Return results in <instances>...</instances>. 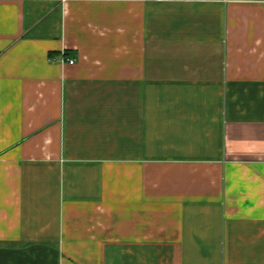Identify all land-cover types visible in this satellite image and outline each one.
<instances>
[{
	"label": "crops",
	"instance_id": "0c3cea01",
	"mask_svg": "<svg viewBox=\"0 0 264 264\" xmlns=\"http://www.w3.org/2000/svg\"><path fill=\"white\" fill-rule=\"evenodd\" d=\"M0 264H264V0H0Z\"/></svg>",
	"mask_w": 264,
	"mask_h": 264
},
{
	"label": "built area",
	"instance_id": "2783aa9c",
	"mask_svg": "<svg viewBox=\"0 0 264 264\" xmlns=\"http://www.w3.org/2000/svg\"><path fill=\"white\" fill-rule=\"evenodd\" d=\"M69 63L70 64H73L74 63V60L73 59H68Z\"/></svg>",
	"mask_w": 264,
	"mask_h": 264
}]
</instances>
